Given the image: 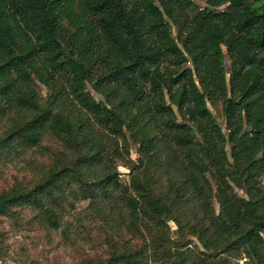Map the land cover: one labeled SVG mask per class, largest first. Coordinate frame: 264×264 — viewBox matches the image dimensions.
<instances>
[{
	"label": "trees",
	"instance_id": "obj_1",
	"mask_svg": "<svg viewBox=\"0 0 264 264\" xmlns=\"http://www.w3.org/2000/svg\"><path fill=\"white\" fill-rule=\"evenodd\" d=\"M42 148L0 217L79 264H264V0H0V159Z\"/></svg>",
	"mask_w": 264,
	"mask_h": 264
},
{
	"label": "rangeland",
	"instance_id": "obj_2",
	"mask_svg": "<svg viewBox=\"0 0 264 264\" xmlns=\"http://www.w3.org/2000/svg\"><path fill=\"white\" fill-rule=\"evenodd\" d=\"M198 6H204L207 0H194ZM227 67L229 59H226ZM39 89L43 94H46L47 88L40 84ZM210 109L223 124L224 116L222 112V103L217 105L209 104ZM46 145L52 142L46 141ZM44 144V146H45ZM41 153L27 155L24 159H19L15 162L3 161L0 159V190L9 187L15 178H25L31 175L30 164L47 161L50 157L45 153V148ZM131 158H138V153L135 145L131 151ZM118 171L123 182L129 184L130 175L129 168L122 163L118 165ZM88 205V202L78 203V210H83ZM74 214V213H73ZM23 217L19 219L20 223H14L11 218L0 217V229L6 232V251L4 259L0 260V264H79L78 259L87 250L92 253L90 247L92 243L89 240L65 242L58 231H50L32 226L29 224V218L33 215L30 209L22 212ZM71 218V217H70ZM174 231L177 226L174 222H169ZM93 236V235H92ZM195 239V238H192ZM245 259H243L244 261Z\"/></svg>",
	"mask_w": 264,
	"mask_h": 264
}]
</instances>
